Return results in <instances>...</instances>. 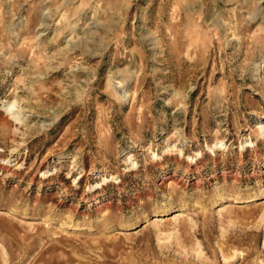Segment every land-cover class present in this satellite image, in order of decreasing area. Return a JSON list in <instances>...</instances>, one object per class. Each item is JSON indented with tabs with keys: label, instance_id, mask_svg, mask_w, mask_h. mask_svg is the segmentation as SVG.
Masks as SVG:
<instances>
[{
	"label": "rangeland",
	"instance_id": "374dc122",
	"mask_svg": "<svg viewBox=\"0 0 264 264\" xmlns=\"http://www.w3.org/2000/svg\"><path fill=\"white\" fill-rule=\"evenodd\" d=\"M0 264H264V0H0Z\"/></svg>",
	"mask_w": 264,
	"mask_h": 264
}]
</instances>
